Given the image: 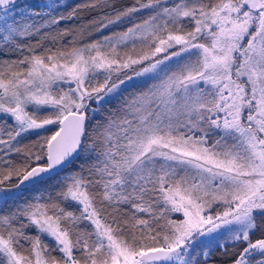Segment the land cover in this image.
<instances>
[{"label":"snow or ice","instance_id":"obj_1","mask_svg":"<svg viewBox=\"0 0 264 264\" xmlns=\"http://www.w3.org/2000/svg\"><path fill=\"white\" fill-rule=\"evenodd\" d=\"M0 264H264V0H0Z\"/></svg>","mask_w":264,"mask_h":264},{"label":"trees","instance_id":"obj_2","mask_svg":"<svg viewBox=\"0 0 264 264\" xmlns=\"http://www.w3.org/2000/svg\"><path fill=\"white\" fill-rule=\"evenodd\" d=\"M40 0H22V3L28 4V5H32L33 7L38 6ZM62 3H67L69 5H75L77 3H82L83 0H61ZM70 23V22H69ZM64 24L61 25V27H63ZM115 102L113 101L112 104H114ZM52 127V126H49ZM55 130V129H53ZM43 135H50L51 132H46V133H42ZM27 141H25L26 143Z\"/></svg>","mask_w":264,"mask_h":264}]
</instances>
